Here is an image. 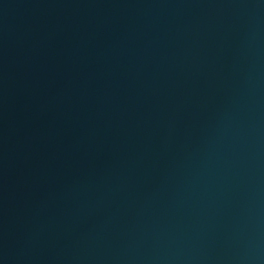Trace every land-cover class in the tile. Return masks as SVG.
<instances>
[{"label": "water", "instance_id": "obj_1", "mask_svg": "<svg viewBox=\"0 0 264 264\" xmlns=\"http://www.w3.org/2000/svg\"><path fill=\"white\" fill-rule=\"evenodd\" d=\"M0 264H264V0H0Z\"/></svg>", "mask_w": 264, "mask_h": 264}]
</instances>
